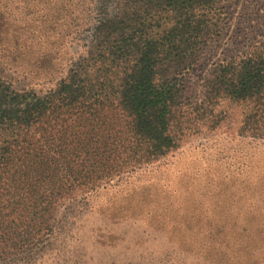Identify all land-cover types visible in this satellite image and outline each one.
<instances>
[{"label": "rangeland", "instance_id": "1", "mask_svg": "<svg viewBox=\"0 0 264 264\" xmlns=\"http://www.w3.org/2000/svg\"><path fill=\"white\" fill-rule=\"evenodd\" d=\"M144 12L140 0H0V79L46 92L78 65L97 89L109 73L91 45L98 20L157 34L173 25L169 12ZM187 16L201 29L194 52L159 68L181 84L175 147L64 202L33 264H264V102L204 99L214 69L264 46V0H215Z\"/></svg>", "mask_w": 264, "mask_h": 264}, {"label": "trees", "instance_id": "2", "mask_svg": "<svg viewBox=\"0 0 264 264\" xmlns=\"http://www.w3.org/2000/svg\"><path fill=\"white\" fill-rule=\"evenodd\" d=\"M140 1L144 13L172 14L173 25L157 34L126 28L120 16L98 20L91 45L108 68L100 78L107 85L90 87L78 65L46 92L14 91L0 79V264H33L64 202L155 163L182 134L181 84L159 68L194 52L201 29L187 15L215 0ZM259 51L214 69L205 101L264 102V46Z\"/></svg>", "mask_w": 264, "mask_h": 264}]
</instances>
